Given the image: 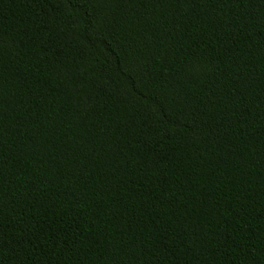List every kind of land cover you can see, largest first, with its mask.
I'll return each instance as SVG.
<instances>
[{"label": "trees", "instance_id": "obj_1", "mask_svg": "<svg viewBox=\"0 0 264 264\" xmlns=\"http://www.w3.org/2000/svg\"><path fill=\"white\" fill-rule=\"evenodd\" d=\"M0 264H264V0H0Z\"/></svg>", "mask_w": 264, "mask_h": 264}]
</instances>
